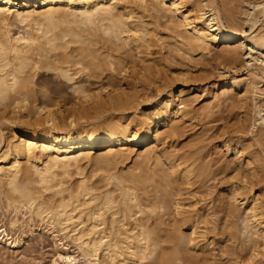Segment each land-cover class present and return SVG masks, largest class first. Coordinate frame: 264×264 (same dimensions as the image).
<instances>
[{"label": "bare ground", "instance_id": "6f19581e", "mask_svg": "<svg viewBox=\"0 0 264 264\" xmlns=\"http://www.w3.org/2000/svg\"><path fill=\"white\" fill-rule=\"evenodd\" d=\"M213 1L0 0V103L5 99L34 100L37 92H34V77L45 70H55L58 76L69 80L78 72L88 71V87L98 85L95 93L87 86L74 87L73 91L84 92L83 97L64 95V101L74 99V106L61 109L58 115H51V108L59 105L62 98L58 100L48 91L42 93L43 103L35 105L27 119L29 125L41 127L38 131L16 130L13 122L7 117L3 119L6 123L1 125L12 124L7 127L11 138L0 151V182H4L3 194L7 199L17 206L27 205L38 216L62 226L66 234L71 233L80 241L83 251L94 261L117 264L120 258L118 264H129L127 260L133 264H220L213 243L219 234L227 233L228 240L236 238L237 232L230 229H233L237 214L244 225L239 229L242 232L244 228L243 233L252 244L257 246L259 236L264 241V204L257 203L259 193L256 197L250 195L255 179L264 177V105L257 102V95L264 94L261 87L264 77L259 73L261 70L264 73V31L242 30L235 18L228 20L229 26L225 25ZM167 2L178 19L174 25H181L186 30L181 29L183 33H179L177 28L176 33L180 38L187 36V31L190 33L188 38L185 37L191 43L190 48H185L182 38L180 44L179 40L172 41L177 43V50H185V56H192L191 49L195 47L202 51L210 48L215 51V61L226 62L234 68V63L243 59L247 64H258L261 69L259 72L248 70L240 77L234 73L222 81L219 93L215 91L203 103L205 113L211 114L213 108L218 107L220 98L230 107L252 96L251 130L256 125L260 127L255 140L262 153L252 155L239 136L237 139L233 135L225 136L221 140V148L226 154L233 153L228 160V163L236 164L233 169L244 168L246 171L250 164L256 167L249 171L251 175L242 169V185L227 181L229 185L224 192L217 194L215 201L218 204L213 205L217 208L212 207L215 209L211 213L207 210V214L206 205H199L200 199L202 201V197L199 199L200 188L210 174H215L217 180L218 172L195 155V152L198 154L196 143L189 152L180 150L174 143L180 137V127L191 113L188 114L186 109L187 91L180 88L174 94L173 85L168 91L160 92L158 88V97L147 101L151 107L145 111L141 110L145 96L132 91L130 85L134 75L139 76L144 87H151L158 80L157 66L161 57H151L155 54L152 46L156 45V40L149 24L154 23L151 9L161 12L160 4ZM250 4L252 10L245 13L244 22L254 24L249 16L256 10L264 14V1ZM12 19L26 26L25 33L12 37L11 29H8ZM217 86L218 82L214 81L212 89L216 90ZM162 87L166 88V85ZM13 107L12 112L15 111ZM4 111L1 110L7 114ZM45 112L44 117H39ZM243 120L238 123L242 131ZM141 143L146 147L136 155L133 165L119 167L128 159L129 152ZM245 155L248 156L246 161ZM82 161L96 162L105 171L98 175L99 178L83 176L80 180H72L70 171L80 168ZM227 166L219 167L225 173ZM52 188L54 193L49 199L45 191ZM57 194L59 196L55 197ZM239 206L243 208L240 214ZM75 210H78L79 218L84 215L90 218L91 225H85L79 218L75 224ZM217 211L222 214L217 217L221 224L218 223L221 226L227 224L228 230L223 226L220 231V226L210 217ZM80 224L82 226L78 227ZM228 243L221 249L237 253L235 260L231 259L237 262L239 247L233 242ZM247 258L249 264H264L263 257Z\"/></svg>", "mask_w": 264, "mask_h": 264}, {"label": "rangeland", "instance_id": "374dc122", "mask_svg": "<svg viewBox=\"0 0 264 264\" xmlns=\"http://www.w3.org/2000/svg\"><path fill=\"white\" fill-rule=\"evenodd\" d=\"M261 1H264V0H214L213 2L215 3L216 7L219 9L220 15H221L222 20H223L225 25H228V20L230 18L231 19L235 18L236 21L239 23L240 28L242 30L250 31L251 29H253V33H257L258 31H264V14L263 13H259L256 10L253 13L254 16L253 15L249 16L252 19L251 21L255 22L254 24H252L251 22H247V21L244 22V21L246 18L245 13L252 10L251 9L252 4H250V3H257V2H261ZM148 2H149V0H148ZM160 6L163 8V10L161 12H158L160 14H158L156 12V10L151 9V12L154 14V16L156 18L153 16L152 22H154V23L149 24V27L151 28V30L153 29L152 30V33L154 34L153 38H155L154 40H156V42H155L156 45H154L155 47L152 46V49H153L152 51H154L155 54L153 53L151 55V57L152 56L153 57H158V56L161 57V58L158 57L159 58L158 66H157L158 68L156 67L161 76L158 74L159 75L157 78L158 80L156 81L155 85L153 84L151 87H144L143 84L140 83L141 79H139V76L134 75L130 78V80H132L130 83V85L132 86L131 90L139 93L140 95L145 96L144 97L145 99L143 101L144 104H142V106H141V110H145V111L150 110L151 103L148 104L147 101L151 100V98L152 99H154L155 97L157 98L158 94H159L158 93L159 89H160V92L162 90L168 91L169 86L173 85L174 86L173 87L174 88L173 89L174 94H177L180 88H184L187 91V94L185 97L186 109L189 111L188 114L190 112L191 113L189 115H187L188 119L186 118L184 120V123L182 124V127H180L181 129L179 132L181 134L179 133V135H178L180 137H177V139L174 143H175L177 148H179L180 150H185V151L186 150L188 151L191 148V146H193L196 143L195 145L197 146L198 154H197V152H195V155L199 159L203 160V162L207 161L210 166L212 165L210 168L214 171L217 170V172H218V174L216 175V176H218L217 180L215 179L216 178L215 174L214 175L210 174L207 176L206 179L203 180V182H202L203 186H201L200 192H199L200 195L198 194L199 199L202 197V201L200 199L199 205H200V207H202V205L203 206L206 205L205 210H206V214H207V210L209 211L208 213H211L212 209L217 208L215 206H217V204H218L216 202L218 200V195L220 194V192H221V194H222V192H224L225 188H227V185H229V183H233L234 185H236V183L238 184V182H239L238 185H242L241 175L242 174L244 175V173H247L249 171L252 172L253 171L252 169H255V167H256L255 164H253V165L250 164L249 166L251 167V169L248 166V168H246V171L244 168L233 169L234 167H236V164L232 163L233 164L232 165L231 163H228V160L232 157L233 153L229 152L228 154H226L225 150H223V148H221L222 147L221 146V140L225 136L232 137V135H233L234 139H237L239 136L238 139H240L242 141V143H244L247 146V151L252 152V155L254 152H255L254 154L260 155L261 150L259 148V145H260L259 142H256V140H255L258 136L257 132L260 130V127L256 125L254 127V129L251 130L252 129L251 124L253 122V117H254L252 96H251V98L249 97L248 100L245 102L238 101L237 103H235L236 104L235 106H230L231 108L229 107V105H227V103H226L227 101L225 99L222 100V98H220L221 101L219 100L220 102H219L218 107L216 106L215 108H213V113H211V114L208 112L205 113L206 110H204V108H203V103L211 95H214L215 91H217V93H219L221 90L220 85H222V81L226 80L227 78H229V76L233 75L234 73H236V75H238L240 77V76L245 75L248 70H256L257 72H259L261 69L259 67H257L258 64H255V65L254 64H247V62H246L247 60H243V59L237 60V62L234 63L235 66L233 65L234 68L230 67L231 65L229 66V64H227L226 62L219 61L220 62L219 63L218 61H215V59L213 57V56H215L214 55L215 51L213 49H210V48L202 51V49H200V48L197 49L195 47V48L191 49L193 51V52H191L192 56H190V57L188 55L185 56V52H184L185 50H183V49L177 50V48H178L177 43L176 42L173 43L172 41L179 40L178 44H180L179 42H181L182 37L180 38L179 33H181L182 31L184 32L186 30L183 26L181 27V25H178V26L174 25V21L177 24L178 19L176 18L175 13L168 6V2L164 3V5H163V3H161ZM165 9H166V11H165ZM11 22H12V25H11ZM11 22L8 26V29H9V31L11 29L10 34L12 35V37L19 36V35H22L23 33H25L26 26H23V23H18L19 21H16L13 19L11 20ZM177 28L179 29L178 32L181 29H182V31H180L179 33H176L175 29H177ZM187 33L190 35V33L188 31H187ZM187 33L185 32V35ZM188 34H187V36H188ZM181 35H183V34H181ZM187 36H185V37H187ZM185 37L182 38V42L184 43L185 48L186 47L190 48L191 43ZM222 45L223 44H221L219 46V49ZM161 47H162V49H161ZM209 49H210V51H209ZM219 49L217 48V51ZM174 57H175V59H173ZM178 58H180V59H178ZM160 59H161V61H160ZM250 63H252V61ZM160 65H161V67H160ZM253 67H254V69H253ZM217 68H218V70H217ZM161 69H163V70H161ZM87 72L88 71H85L83 73L78 72L70 80L66 79L64 77L58 76L55 70H51V71L45 70V72L43 71L42 73L39 72L37 75H35L34 82H33L34 92L37 91L34 93V95L37 97V100H36V97L34 99L36 102L33 100V98H27L26 99L27 102L23 101L21 98H18L17 99L18 101L17 100L14 101L13 99H5L3 102H1L0 103V112H1V110L3 112H5L4 111V109H5L8 115L5 113V115H6L5 116L3 112H1V114L3 113L2 116L0 115V118H2V120L0 119V129H3L1 132L3 134V136H2V142L0 143V151L5 149V146H6L5 144L7 143L6 141H8L11 138L7 127H9V126L11 127L12 124L9 125L7 123L6 127L4 124H3L4 126L1 125V123H3L5 121L3 119H6V117H7L9 121L13 122V125L16 128V130L19 129V130L29 131V132L38 131L39 129H41V127L39 125H29L28 124L29 122L27 119L31 115L29 113H32V111L35 110V105L37 106V105H41L43 103V98L41 97L42 93H45L46 91H48L47 93L52 94L53 97L54 96L57 97L58 100H60L62 98L61 103H59V105H54L53 108H51V112H53V113H51V115L52 114L58 115V113H59V111H61V109L65 110L66 108H70V107L74 106V103H73L74 99L71 100L70 98H68V100L64 101L65 100L63 97L64 95L66 97H69V96L75 97L76 95H77V97H80V96L83 97L84 92H82L80 90L79 91H73L74 87H80V86L86 87L87 86V88H90L91 90H93L91 93L96 92L95 87H98L97 84H96L97 86L94 85L95 87L92 86L94 88L88 87V86H90V85H88L90 82H89V78H88L89 76H88ZM259 73L262 74V76L264 77V73H262V70ZM220 74L224 75V76H220ZM206 77H208V78H206ZM214 81L218 82V86H217L216 90L212 89V83ZM159 84H160V86L157 87V85H159ZM161 84H163V85H161ZM165 85H166V88L162 87ZM261 87L264 88L263 85H261ZM148 88H150V89H148ZM243 90L244 89L241 88L240 92L243 93L244 92ZM66 93H67V95H66ZM150 94H152V95H150ZM148 96H150V98ZM147 97H148V100H146ZM9 101H11V102L13 101V103L11 104ZM176 101L180 102V100H176ZM239 102L240 103L242 102L243 105H242V103L240 104ZM257 102L259 104L264 105V94H261L260 96H259V94L257 95ZM5 103L7 104L6 107H5ZM23 103H25V104H23ZM9 104H11L12 106L9 107L10 106ZM16 105H17V107H16ZM13 106H15L16 109ZM3 107H4V109H3ZM12 107L15 110L14 112H12ZM33 107H34V109H33ZM8 109H10V110H8ZM65 113H66V115H68L67 111ZM192 114H193V116L194 115L195 116L192 117L191 116ZM43 115L45 116L46 112L41 113V115H39V117H44ZM237 118H238V120H237ZM242 119H245V120H243V122H244L243 131L239 130L241 128L238 126V123L241 122ZM4 123H6V121ZM251 131H252V133H251ZM190 136H192V137L190 138ZM193 140H195V142H193ZM181 142H183L182 143L183 144L182 149L180 148ZM186 143H187V145H185ZM145 147H146L145 143H141V144L136 145V148L134 150H132V152L131 151L129 152L130 155L128 153V155H129L128 159L126 158L124 164H121L119 167H121L123 165H127V167L130 165H133L132 161L139 155L138 154L139 152H142L145 149ZM247 157L248 156L245 155V157H244L245 161L247 160ZM211 161H213V162H211ZM215 163H217L216 166H215ZM226 163L228 165L230 164L231 166L228 167ZM82 164H81L82 167L80 166V168H78L76 170L73 169V170H75L73 172H72V170L70 171V178L72 180H80L81 177H83V176H86L85 178H87V179H94V178H96V176L99 178L100 176H98V175L103 174L105 171L104 169H101L102 166L100 164H98V166L101 167V168H99L96 165L97 164L96 162H94V163L90 162L89 163L87 161L86 162L82 161ZM225 165L227 166V168H225L226 172L223 173L222 172L223 170H221L220 167H226ZM213 167H215V168L217 167V169H213ZM242 169H244V173H243ZM233 170H235V171H233ZM237 170H238V172H237ZM220 173H223V175ZM235 173H237V175H239V176H237ZM249 174H250V172H249ZM230 175H231V178L229 177ZM88 176H90V178H88ZM227 177L230 178V181H229V178H227ZM239 178H240V180H238ZM218 179H219V181H218ZM224 179L226 180V182ZM262 179H260V180L255 179L253 187H252V191L250 192V195L253 197H256V194L259 193V195H258L259 199H258L257 203L262 202V204H264L263 203L264 202V198H263L264 197L263 196L264 195V177ZM257 181H259V182H257ZM0 186H1L0 189L2 188V191L0 190V264H101L99 261H94L93 257H90L89 255H87L83 251L82 247L80 246V241L75 239L74 236L71 235V233L70 234L68 233L69 234V236H68V234H66L65 230L62 229V226H60L59 224H57L55 222L52 223L51 220H47V217L45 219V217L43 218L41 215L38 216L37 214H35V212L31 211V209L27 205H24V206L18 205L17 206L14 202L8 200L6 195H4L5 194L4 193V188H5L4 182L3 183L0 182ZM223 186H224V188H223ZM205 189H206V191H205ZM52 192L54 193L53 188L46 190L45 195L49 198V196L52 195ZM58 196H59V194L55 195V197H58ZM49 199H51V198H49ZM213 199H214V201H213ZM213 205H215V206H213ZM212 207H215V208H212ZM239 208L240 209H239L238 213L240 214L242 212L243 208H241L240 206H239ZM77 211L78 210L74 211L75 212V214H74L75 224H77L79 219H81L84 221L85 225H91L90 223H92V221L90 220V218L88 219V217H86V215L81 216L79 218ZM217 213H215V215L214 214L211 215L210 217L214 220V222H217V224L220 226L219 227L221 229L220 231H222V227L224 225L221 226L220 225L221 223L218 220V218L222 214L219 215L221 213L219 211H217ZM76 215H77V217H75ZM81 215H83V214H81ZM215 216H216V218H215ZM238 217H239V215L237 214V217H236L237 219L234 218L235 223H234V225H232L233 229L232 228L230 229L233 232H237V233H235L236 238L234 237L233 239H229L230 240L229 241L228 240L229 236L227 235V233H224V235L219 234L220 237L218 236V238L214 241L215 244L213 243L214 246H212V247L215 249L214 250L215 254L218 255L217 258H218L219 262H221L220 264H222V263L223 264H226V263L227 264H233V263L238 264V262H239V264H249L248 263L249 258H247V257H250V259H251V257H253L254 255H256V257H263L264 258V255H263L264 254L263 237H261V236H259L260 238L257 237L256 239L259 243L257 242V246H254L252 244L253 242L249 239L248 236H246L247 234L243 233L244 228L242 229V232H241L240 229L244 225H243L241 219ZM235 219H236V221H235ZM237 220H238V222H237ZM239 220H240V223H239ZM238 224L240 227L238 226ZM77 226L80 227V226H82V224L77 225ZM225 226H227V224H225ZM226 228L227 227H225V229ZM225 229H224V231H225ZM226 230H228V229H226ZM225 235L227 236V238ZM245 237H248V238H245ZM234 239H237V240H234ZM241 239H243V240L241 241ZM223 242H225V243L229 242L228 244H231L233 242L232 244H234L235 246L238 245L237 247H239V248L245 246L244 249L242 248L243 250L236 247L238 250V255H239V256H237L238 257L237 259L239 261L237 260V262H233V260H231V259L236 258L235 255L237 253H235V254L232 252L229 253L230 251H228V253H227V251L221 249L222 245L225 244ZM246 243H248V244H246ZM240 244H242V245L240 246ZM253 251H255L256 253H254ZM245 253H246V257H245ZM252 253L254 254L253 256H252ZM101 254L102 253H100V255ZM227 257H229V258H227ZM227 260L228 261L230 260V262H228ZM118 263H120V258H118L117 264ZM127 263L133 264L131 260H127Z\"/></svg>", "mask_w": 264, "mask_h": 264}]
</instances>
